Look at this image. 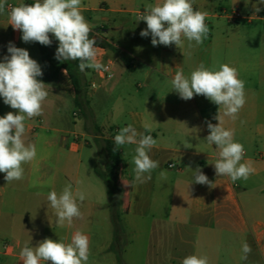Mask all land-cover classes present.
Wrapping results in <instances>:
<instances>
[{"label": "crops", "instance_id": "obj_1", "mask_svg": "<svg viewBox=\"0 0 264 264\" xmlns=\"http://www.w3.org/2000/svg\"><path fill=\"white\" fill-rule=\"evenodd\" d=\"M158 2L82 0L81 12L92 26L95 40L105 38L117 47L129 67L111 50L95 45L98 59L111 67L110 71L88 69L85 73L100 135L89 125L85 128V119L76 114L75 89L65 69L57 72L53 82L38 77L48 84L43 115L25 120L26 142L36 145L37 157L23 165L20 181L7 183L0 173V264H23L19 254L25 244L34 247L44 238L68 243L77 230L89 238L87 264H117L108 249L113 225L105 183L91 167L85 150L93 148L89 137L101 146V139L114 140L128 124L157 140L149 155L159 167L148 182L133 184L136 145L119 148L115 183L120 189L127 240L125 264H182L183 258L193 254L207 256L209 264H264V3L195 0L194 10L208 13L207 38L201 45L193 41L191 47L182 38L183 46L177 48L175 44L153 46L150 34L140 36L147 25L137 21L138 13ZM21 3L27 0H7L12 6ZM256 7L261 11L256 12ZM232 9L263 16L235 24L215 16L217 11ZM7 12L6 6V13L0 14V62L10 55L9 42L19 48L23 44L22 33L8 25ZM201 62L217 70L220 64H229L245 82L246 103L238 118L225 117L223 126L234 130V140L244 146L241 162L251 161L255 168L246 181L233 183L227 176H216L217 149L206 137L210 134L207 122L218 124L213 118L218 106L201 95L183 100L172 90L177 69L188 76ZM70 106L73 130L52 128L63 117L62 107ZM10 111L17 110L0 97V116ZM146 123L151 132L145 131ZM51 130L57 135H51ZM74 134L80 138L75 139ZM198 166L212 185L192 183V171ZM67 184L86 194L80 206L83 219L74 220L71 226L56 223L47 200L50 191L59 194ZM245 242L252 251L242 260Z\"/></svg>", "mask_w": 264, "mask_h": 264}, {"label": "clouds", "instance_id": "obj_2", "mask_svg": "<svg viewBox=\"0 0 264 264\" xmlns=\"http://www.w3.org/2000/svg\"><path fill=\"white\" fill-rule=\"evenodd\" d=\"M194 2L160 0L155 5H147L137 17V21H144L147 25L140 36L148 37L150 34L153 46L175 44L180 48L184 43L182 38H186L189 47L193 41L201 45L209 32L205 23L208 13L194 10ZM6 6L8 25L22 33L23 42L50 46L51 34L58 41L55 53L58 61H79L81 72L85 69L108 71L98 59L96 40L90 37L92 26L81 12L82 0H34V3L18 6L0 0V14L5 13ZM255 11L260 12L261 8L256 7ZM7 51L10 55L4 56L0 62V97L5 105L17 111L0 116V173L5 174L7 183H12L24 178L23 165L37 157L36 145L26 142L25 120L43 115L49 92L48 84L38 79L43 75L40 64L30 57L27 49L9 42ZM64 71L67 75L66 69ZM171 87L183 100L201 95L218 106L213 117L218 124L207 122L210 134L206 137L207 143L217 149V159L213 164L216 176H227L233 183L240 179L246 181L255 173V168L251 161L241 162L245 156L244 146L234 140V130L223 126L224 118L237 119L246 103L245 82L239 78L238 70L226 63L220 64L217 70L201 62L188 76L182 68L177 69ZM144 128L147 132L152 131L150 124L146 123ZM114 144L117 149L126 144L136 145L132 158L133 184L151 180L152 171L159 167V162L149 155L157 144L156 139L137 132L133 125L128 124L114 136ZM192 177V183L212 185L199 166L192 171ZM85 199L86 194L79 189L73 191L72 184H67L59 194L53 190L47 195L58 225L67 223L71 226L74 220L83 219L80 206ZM251 251V246L243 243L241 259L247 260ZM19 255L23 264H87L90 242L86 234L77 230L68 243L44 238L34 247L25 244ZM182 264H209V258L193 254L183 258Z\"/></svg>", "mask_w": 264, "mask_h": 264}, {"label": "trees", "instance_id": "obj_3", "mask_svg": "<svg viewBox=\"0 0 264 264\" xmlns=\"http://www.w3.org/2000/svg\"><path fill=\"white\" fill-rule=\"evenodd\" d=\"M34 3V0H27V4ZM96 31H101L98 28ZM90 37H95L90 33ZM52 44L44 46L38 43L42 55V72L41 76L47 82H53L57 78V72L60 69H66L71 84L75 89L74 104L77 109L76 114H79L85 119V128L91 126L96 135L102 134L101 128L95 124L93 112L90 107L88 98V90L90 83L86 77L85 71L81 72L78 68L79 61H58L55 58L58 41L51 36ZM96 45L107 48L114 52L119 60L129 67L128 60L120 54L117 47L109 43L105 38H97ZM100 154L105 160L104 167H95V173L104 181L108 202L111 221L113 225V239L109 246V251L113 252L116 257L117 264H125L123 260V252L126 245V233L121 221L120 204H119V186L115 183V169L120 161V151L116 148L114 140L110 138L101 139Z\"/></svg>", "mask_w": 264, "mask_h": 264}, {"label": "rangeland", "instance_id": "obj_4", "mask_svg": "<svg viewBox=\"0 0 264 264\" xmlns=\"http://www.w3.org/2000/svg\"><path fill=\"white\" fill-rule=\"evenodd\" d=\"M220 11H228V10H220ZM5 13H6V11H5ZM5 13H3V14H5ZM91 34H93V33L91 32ZM22 48L27 49L29 51L30 57L35 59L40 64V66L42 65L43 60H42L41 50H40V47H39L37 42H30V43L23 42ZM86 72H88V69H85V73ZM87 77H88V75H87ZM71 106H70V108L62 107L63 117L61 119H56L54 121L55 123H53L51 125L52 128L73 130L74 124L72 122V114H71L72 108H71ZM50 134L51 135H55V134L57 135V133H55L52 130L50 131ZM74 138L79 139L80 136L77 135V137H76V134H74ZM88 139H90V141L92 142L93 148H92V150H89V148H86L87 150H85V153L89 154V160H90L89 162L92 163L91 167L95 168L99 165L102 166L104 164L105 160L100 154V146L97 144V142L93 138L89 137Z\"/></svg>", "mask_w": 264, "mask_h": 264}, {"label": "built area", "instance_id": "obj_5", "mask_svg": "<svg viewBox=\"0 0 264 264\" xmlns=\"http://www.w3.org/2000/svg\"><path fill=\"white\" fill-rule=\"evenodd\" d=\"M8 5H10V4H8ZM140 13H142V11H140L138 14H140ZM215 16L223 17L224 20L228 24H235L241 20H252L255 17L260 18L263 15L262 14H258V15L244 14L239 9H232L229 11H217L215 13ZM106 67H107L108 71H110V69H111L110 65H106ZM91 87H94V83L91 84Z\"/></svg>", "mask_w": 264, "mask_h": 264}]
</instances>
